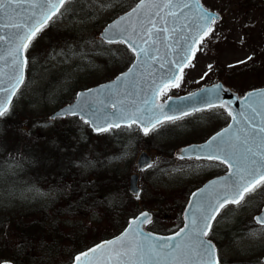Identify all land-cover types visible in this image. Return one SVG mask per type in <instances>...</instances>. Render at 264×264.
<instances>
[{"label": "snow or ice", "instance_id": "snow-or-ice-1", "mask_svg": "<svg viewBox=\"0 0 264 264\" xmlns=\"http://www.w3.org/2000/svg\"><path fill=\"white\" fill-rule=\"evenodd\" d=\"M97 2L101 7L108 6L101 0ZM72 3L73 0H0V118L10 114L13 98L25 83L29 49ZM222 19L219 12L205 7L200 0H136L130 11L104 27L101 42L126 45L136 62L114 82L77 93L76 102L51 119L77 116L98 133L122 125L128 129L135 126L148 136L195 113H215L219 109L231 122L204 144L181 149L176 158L215 161L225 166L227 173L191 193L183 226L173 234L145 232L142 226L151 223V215L141 211L118 235L74 255L70 264H222L216 245L206 239L214 230L213 222H219L221 210L241 206L264 189V89L238 97L239 111L233 110L232 101L222 99L220 93L226 91L222 85L176 98L186 105L173 106L169 103L173 97L168 95L185 83V68L195 66L192 61L206 42L221 38L217 26ZM252 59L247 56L236 63ZM212 68L208 64L200 80L208 77ZM162 97L166 99L158 103ZM185 166L199 165L181 168ZM154 167L159 168L158 161L154 164L142 159L141 170ZM159 170L163 173L180 169ZM137 179L133 177L134 185ZM132 191L139 200L142 190L133 187ZM252 219L259 228L247 235L264 234V212ZM258 264H264V258Z\"/></svg>", "mask_w": 264, "mask_h": 264}, {"label": "rangeland", "instance_id": "rangeland-1", "mask_svg": "<svg viewBox=\"0 0 264 264\" xmlns=\"http://www.w3.org/2000/svg\"><path fill=\"white\" fill-rule=\"evenodd\" d=\"M201 1L206 7L218 9L223 15L217 26L221 38L206 42L204 50L197 52L192 61L195 66H189L184 71L185 83L179 89H172L168 95L191 92L217 81L232 86L241 95L264 86V43L261 39L264 33V5L251 12L254 26L247 27L246 34L249 33V37L244 40L239 31L240 18L234 19L229 14V10L237 9L242 0ZM101 2H106L108 6L101 7L97 0H73L64 16L53 23L54 29L45 31L38 38L29 50L26 84L12 111L33 110L39 115L40 122H46L55 110L71 103L78 90L113 79L129 67L134 59L132 52L123 44L101 42L100 33L109 21L133 7L136 0ZM247 56L253 59L245 64L236 63ZM208 64H212L213 68L208 77L200 80ZM236 71L241 72L238 78H235L236 73L232 76ZM205 116L197 114L186 117L148 136H144L134 126L133 129L110 130L99 138L93 137L89 125L76 117L56 120L51 126L69 130L71 142H76L80 153L81 150L84 153L83 157L78 156L84 161L83 173L95 177L98 185L104 182L100 179V176H104L116 190L114 198L124 197L122 185L128 195L133 196L128 189L129 177L137 171L138 155L143 150L149 152L152 162H159V168L141 171L142 193L135 202L140 204L141 209L146 207L151 211L156 210V220L163 218L165 211L169 212L166 214L167 221L157 222L158 230L168 232L178 224L177 214L180 211L182 213L190 193L208 178L220 173L216 164L184 162L173 158V152L178 147L190 141L205 139L226 124L218 113H212L209 120ZM42 126L43 132H48L47 124ZM2 134L3 131L0 137ZM47 151L50 153L49 148ZM46 161L60 171L66 167V157L61 154L52 153ZM182 165L199 166L181 168ZM161 168L180 170L161 173ZM57 197V193L46 191L37 182L33 170H27L24 164L7 159L0 163V209L26 213L46 208ZM175 200L181 204L185 200L181 210ZM263 205L264 189H261L241 206H228L222 211L210 235L218 246L222 264H258V260L263 258L264 234L255 237L247 235L251 231L247 228L250 219ZM241 219L246 226L243 230H233V233L228 231Z\"/></svg>", "mask_w": 264, "mask_h": 264}, {"label": "trees", "instance_id": "trees-1", "mask_svg": "<svg viewBox=\"0 0 264 264\" xmlns=\"http://www.w3.org/2000/svg\"><path fill=\"white\" fill-rule=\"evenodd\" d=\"M235 73V78L241 74L236 71L232 76ZM45 121L40 122L39 115L27 109L11 110L10 114L0 118L3 131L0 137V163L7 159L24 164L27 170H33L37 182L46 191L58 194L56 200L44 209L26 213L0 209V262L69 264L78 252L118 234L129 217L147 209H141L140 204L135 202V196H129L124 185V197L114 198L116 190L104 176H100L104 182L98 185L95 177L84 174V161L78 157L84 156L83 150L80 153L76 142H71L69 130L52 127L49 120ZM44 123L48 128L46 133L42 129ZM100 135L92 134L98 138ZM52 153L66 157L65 169L60 171L55 165L47 163ZM184 202L181 204L175 200L179 210ZM164 213L165 216L158 220L154 215L149 230L169 232L158 230L157 222L168 220L166 214L169 212ZM177 218L179 222L175 228L182 223L181 211Z\"/></svg>", "mask_w": 264, "mask_h": 264}, {"label": "water", "instance_id": "water-1", "mask_svg": "<svg viewBox=\"0 0 264 264\" xmlns=\"http://www.w3.org/2000/svg\"><path fill=\"white\" fill-rule=\"evenodd\" d=\"M156 2H159V0H156ZM200 2H201V0H200ZM202 3V2H201ZM203 4V3H202ZM131 10V9H130ZM129 10V11H130ZM125 13H123L122 15H124ZM121 16V15H120ZM119 17V16H118ZM117 17V18H118ZM117 18H115V19H117ZM114 19V20H115ZM114 20H112V21H110L108 24H110V23H112ZM107 24V25H108ZM104 29V28H103ZM103 31V30H102ZM102 33V32H101ZM100 33V34H101ZM136 62V60L134 59V61H133V63H135ZM132 63V64H133ZM131 64V65H132ZM131 65H130V67H131ZM128 70V69H127ZM127 70L126 71H124V72H122V73H125V72H127ZM122 73H120L119 75H121ZM118 76V75H117ZM116 76V77H117ZM25 77H26V69H25ZM116 77L113 79V80H110V81H108V82H104V83H101V84H98V85H95V86H93V87H90V88H87V89H97V88H99L101 85H107V84H110V83H112V82H114L115 81V79H116ZM216 85H222L223 86V88L224 89H226V91H222L221 93H220V95H221V97H222V99H224V100H226V101H232L233 103H232V108H233V110L234 111H239V109H240V100H238L237 98L238 97H243V96H240L239 95V93H237V92H235L234 90H232L230 87H228V86H226L222 81H219V82H216V83H213V84H211V85H205V86H203V87H201V88H199V89H197V90H194V91H192V92H189V93H186V94H183V95H179V96H172L173 97V100L172 101H169V103H171V104H173V106H175L176 104H182V105H186L187 104V102H185V101H180V100H178V99H176L177 97H183V96H186V95H188V94H190V93H200V90L202 89V88H207V89H212L214 86H216ZM22 87V86H21ZM257 89H264V87H260V88H256V89H254V90H257ZM86 89H83V90H79L77 93H80V92H83V91H85ZM252 91V90H251ZM16 97V96H15ZM15 97L13 98V102H14V100H15ZM163 101L164 100H161V99H159L157 102L158 103H163ZM76 102V97H75V99L71 102V103H69V104H67V105H65V106H63V107H61L60 109H58L57 111H55L52 115H51V117L52 116H54L56 113H58V112H60L62 109H65L68 105H71V104H74ZM165 111H168V109L166 108L165 109ZM169 114H173L172 112H169ZM63 118V117H62ZM231 122V121H230ZM123 126V125H122ZM121 126V127H122ZM91 127V126H90ZM92 128V127H91ZM115 129H118V128H115ZM93 130V129H92ZM222 130V129H221ZM220 130V131H221ZM95 132V131H94ZM207 141V140H206ZM205 141V142H206ZM205 142H202V143H193V144H189V145H185V146H182V147H179L178 149H176L175 150V152H174V156L176 157V153H178L181 149H183V148H187V147H190V146H195V145H201V144H204ZM150 159L151 161H152V157H151V155L147 152V151H143V152H141L140 153V155H139V157H138V159H137V169H138V171H141V168H140V164H141V162H142V159ZM227 173V172H226ZM226 173L225 174H223V175H220V176H217V177H214V178H212V179H210V180H208L206 183H204L200 188H198L197 190H195L194 192H198L199 191V189H201V188H203V187H205L206 185H208L209 184V182L210 181H212V180H217V179H219V178H221V177H223V176H225L226 175ZM133 177H136V178H138L137 180H136V183H135V185L133 184ZM139 182H140V175H139V173H133V174H131L130 175V177H129V191L131 192V194H133V191H132V189H133V187H138V188H140L141 189V187H140V185H139ZM190 199V198H189ZM186 208H187V205H186V207H185V209H184V211H183V219H184V213H185V210H186ZM145 211H148V210H145ZM149 213H150V215H151V221H152V219H153V213L152 212H150V211H148ZM262 212H264V206H263V208H262V210H261V212L259 213V214H261ZM258 214V215H259ZM132 218V217H131ZM150 223H148V224H144L142 227H143V229H144V231L145 232H151V231H149V230H147V226L149 225ZM126 227H127V225H126ZM154 235H161V236H168V235H171V234H173V233H171V234H166V235H164V234H157V233H154V232H152ZM111 239V238H110ZM206 239H208L207 237H206ZM103 241V240H102ZM100 243V242H99ZM1 264H13L12 262H10V261H4V262H2Z\"/></svg>", "mask_w": 264, "mask_h": 264}, {"label": "flooded vegetation", "instance_id": "flooded-vegetation-1", "mask_svg": "<svg viewBox=\"0 0 264 264\" xmlns=\"http://www.w3.org/2000/svg\"><path fill=\"white\" fill-rule=\"evenodd\" d=\"M264 5V0H242V3L240 4V6H238V7H236L237 9H230L229 10V14L231 15V16H233L234 17V19H238V18H240V25H239V31L240 32H242V36H243V39L245 40L246 39V37H249V33H247L246 34V30H247V27H250V26H254V20H253V18H252V16H251V12L255 9V8H261V7H263V6H261V5ZM214 10H216V9H214ZM218 10V9H217ZM219 11V10H218ZM220 12V11H219ZM222 17H223V15H222ZM262 39V44L264 43V33H263V37L261 38ZM247 67V66H246ZM244 69H245V67H244ZM227 85V84H226ZM230 87V86H229ZM231 88H233L232 86H231ZM234 89V88H233ZM235 90V89H234ZM212 113L213 112H203V113H195L194 115H197V114H199V115H206L205 116V118L207 119V120H209V119H211V115H212ZM215 113H218V115L219 116H223V118H224V123H226L224 126H222V128L223 127H225L229 122H230V120H229V118H227L226 117V114H224L223 112H222V110H219V109H217L216 111H215ZM191 116H193V115H191ZM188 117H190V116H188ZM187 117V118H188ZM186 118V117H185ZM207 138H205V139H202V140H198V141H196V140H194V141H190V143H193V142H202V141H204V140H206ZM179 161H186V162H189V161H194V162H197V163H209V164H212V165H214V164H216L217 165V167L220 169V168H223V171L221 170V174L222 173H225L226 172V168H225V166H223V165H220L218 162H215V161H207V160H179ZM216 175H219V174H216ZM215 175H213L212 177H214ZM212 177H210V178H212ZM209 179V178H208ZM261 211V210H260ZM259 211V212H260ZM258 212V213H259ZM257 214V213H256ZM255 214V215H256ZM255 215H253V216H255ZM253 216H252V218H253ZM250 219V223H249V226H247V228L249 227L251 230H253V229H256V228H259V226L258 225H255V223H254V221H253V219ZM219 219V218H218ZM217 219V220H218ZM215 224V223H214ZM244 227H246V226H244V221H243V219H241V220H238V223L236 224V225H234L232 228H229L228 229V231L229 230H231L232 231V233H233V230L235 231V230H243L244 229ZM214 231V230H213ZM213 231L211 232V235H212V233H213ZM213 240V239H212ZM214 241V240H213ZM215 242V241H214Z\"/></svg>", "mask_w": 264, "mask_h": 264}]
</instances>
